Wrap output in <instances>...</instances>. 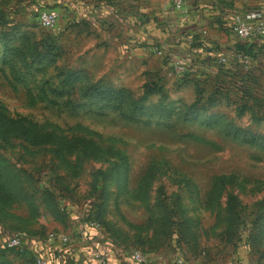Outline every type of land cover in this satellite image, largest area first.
<instances>
[{
  "label": "rangeland",
  "instance_id": "rangeland-1",
  "mask_svg": "<svg viewBox=\"0 0 264 264\" xmlns=\"http://www.w3.org/2000/svg\"><path fill=\"white\" fill-rule=\"evenodd\" d=\"M93 2L114 9L97 19L99 28L78 20L76 0H0V176L15 185L11 194L0 191V229L37 238L64 230L74 238L103 196L92 195L93 183L101 186L106 176L107 220L146 264H175L177 255L229 264L247 238L250 264H264V52L248 57L238 78L221 77L212 65L180 84L153 48L124 56L119 28L139 10L143 23L173 11V0L80 1L85 9ZM236 3L264 13V0H220L227 13ZM47 10L59 13L50 29L39 23ZM77 72L78 80L70 78ZM92 84L128 90L135 99L151 85L142 122L83 97ZM184 104L221 119L184 120ZM225 119L256 135V143L225 135ZM25 130L30 140L21 137ZM0 264L34 263L0 252Z\"/></svg>",
  "mask_w": 264,
  "mask_h": 264
},
{
  "label": "crops",
  "instance_id": "crops-1",
  "mask_svg": "<svg viewBox=\"0 0 264 264\" xmlns=\"http://www.w3.org/2000/svg\"><path fill=\"white\" fill-rule=\"evenodd\" d=\"M76 1L74 8L77 7L78 10L74 14L77 15L78 20L86 17L90 27L99 28L95 25L97 19L104 20L106 16L114 11L111 6H106L103 3L94 5V2L92 5L94 7L91 6L85 9L82 7L83 4L80 3L81 0ZM186 5L188 9L186 14L175 10L162 14L155 12L150 20L146 19L145 23H143L144 11L142 10L135 13V17H137L135 19L134 16L120 19L119 28L122 30L124 37V42L121 45L124 56L131 57L139 53L140 50H150L152 48L153 51L156 50V53L157 50L163 48L175 49L176 42L178 43L183 35H196L202 33V31H205V38L209 47L220 48L221 54L233 52L236 39L228 27L234 16L243 13V6L236 3L235 10L227 13L226 9L220 6V0H186ZM208 67L210 66L206 63L200 69L204 70ZM68 207L72 206L69 205ZM103 216L106 222L116 226L107 220L105 211ZM80 226V230L73 234L75 239L73 238V242L68 248V255L71 260L66 261V264H100L98 257L101 256L108 258L109 264H123L122 256L126 254L124 246H119L106 230H90L86 228L84 223H81ZM53 232L68 234L64 230ZM248 249L249 247L243 248L239 245L238 252L234 255L232 263L230 261L229 264H250L251 258L249 261L246 255Z\"/></svg>",
  "mask_w": 264,
  "mask_h": 264
},
{
  "label": "trees",
  "instance_id": "trees-1",
  "mask_svg": "<svg viewBox=\"0 0 264 264\" xmlns=\"http://www.w3.org/2000/svg\"><path fill=\"white\" fill-rule=\"evenodd\" d=\"M193 42L192 47L190 48V50L193 52L195 50V52L192 53V59H191V63L188 65L187 68V72L186 74L180 78V84H189L192 76H196L199 75V73H204V71L206 69H200L201 66H204L206 63L209 66H215L217 69V73L219 75H221V77L223 76H227L230 75L231 73L234 72V79L241 75V70L240 68L244 65L245 60L248 57L251 58H257L259 57L260 54H262V52H264V41H257V42H253V43H249V42H243V41H239V40H235L234 43V50L232 52L233 55L230 56L228 63L223 65H219L217 63V58L219 56L220 53V48H208L206 47L202 42H201V37H200V33L196 34V35H189V34H185L182 36V38H180L179 42H176L175 46H180L183 47L186 45V40L190 39ZM171 53L175 52V53H179V51L175 48L172 49L170 48L169 50ZM165 64H167L166 61H163ZM80 73H76L73 75H70V78H76L77 80L80 78L79 77ZM238 78V77H237ZM241 78V77H240ZM76 79H72V82H76ZM243 81L239 79H237V84L239 82ZM151 85L146 86L143 94L135 99L134 96L132 95V92L128 91V90H118L116 88H111V87H104L102 85L99 84H92L89 86H86L82 89V95L83 97H85L86 99H93L94 101H97V105L102 106L101 109H116L118 111V113L120 114V116L129 122H134V123H140L142 122L140 117L144 116L143 114L146 113V110L149 109L146 106V102L149 98V96L151 95V90L150 89ZM213 96L212 98H210L208 100L209 105H214L213 103L216 101V97ZM170 109V107H168ZM182 112H179V116L183 117L184 120H188V121H199V120H203L204 118H209V120L213 121L215 120L216 122H218V120H220L221 118H219L218 115H210L207 116L206 115V111L207 109H199L198 105H188V104H184L182 107ZM153 109H159L158 106L154 107ZM148 112V111H147ZM140 114V115H139ZM147 124H149L147 121H143ZM214 122V121H213ZM224 122L221 126H220V130L225 133V135L232 137L233 139H237L239 140V138L243 137V140L245 139L246 141H251L256 143V135L254 134H247V132L245 131H241L240 129H238L237 126H235L231 121L228 120H224L222 121ZM21 137L23 139L26 140H30V131L25 130L23 132V134L21 135ZM34 138L37 139H50V134L48 135H43V136H35ZM52 139H57L59 141H61L60 137H54ZM258 140L264 141L263 137H258ZM87 143L91 146H93L94 144L91 141H87ZM114 154H118L117 152ZM107 178L105 176V179L107 181ZM101 184V186H99L100 184H94L92 185V195L94 196L97 193H101L103 194L102 197L98 196L95 198L94 203L90 204L89 208H90V213L91 215H93L94 217H91L98 221L104 228V230H106L111 238L117 242V244L119 246H124V243H122V241H119L118 239V231L115 228H111L114 227L113 225L109 224L108 222H106L104 220V207H105V199H106V194H107V187L105 185V182ZM148 184V183H147ZM9 185H11L12 187H14V181L10 179L9 183H5V180L3 177L0 176V191L3 190L5 191L6 194L8 193H12L11 192V188L9 187ZM218 185V184H217ZM216 187V184L215 186ZM149 190V189H147ZM99 198V199H98ZM137 199V197L135 198ZM167 213V211H166ZM65 218V216H64ZM163 222L165 225H167L169 223V219L168 216H164L163 218ZM0 234L3 235V237L9 236L6 233V229H0ZM28 234V233H27ZM30 236H32L31 234H29ZM44 237V236H41ZM244 240L240 241V244L243 243ZM247 247H249V239H245ZM130 247L124 246V251L126 253H130V251H128ZM0 252H7V253H15L19 256L22 257H27L30 258L34 264H36L35 261V257L32 253L28 252V253H24V254H19L13 250H9L6 248H0ZM142 252V251H141Z\"/></svg>",
  "mask_w": 264,
  "mask_h": 264
},
{
  "label": "built area",
  "instance_id": "built-area-1",
  "mask_svg": "<svg viewBox=\"0 0 264 264\" xmlns=\"http://www.w3.org/2000/svg\"><path fill=\"white\" fill-rule=\"evenodd\" d=\"M174 10L182 14L188 12L186 0H173ZM59 20V13L56 10H47L40 13L39 23L42 28H53ZM229 31L236 40L243 42L264 41V13L261 10H247L241 15H236L229 23ZM201 42L208 48L205 31L200 33ZM193 42L190 39L186 40V45L183 47L176 46L179 53H171L169 48L157 50V54L162 56V60L167 62V65L175 71L176 75L181 78L186 72L188 65L191 63L192 52L190 48ZM175 48V47H173ZM231 55L219 54L217 63L219 65L227 64ZM247 62V59L244 63ZM85 225L86 228L94 231H104L103 226L94 220L90 213V208L86 210ZM92 217H91V216ZM73 238L71 235L59 232H49L44 237H31L27 233H16L8 237H0V248L13 250L19 254L32 253L35 257L36 264H66L71 257L68 255V248L72 244ZM243 248H248L246 241L240 244ZM100 264H109V259L106 257H98ZM148 258L139 250L126 253L122 256L123 264H146ZM175 264H194L189 262L185 257L178 256Z\"/></svg>",
  "mask_w": 264,
  "mask_h": 264
}]
</instances>
